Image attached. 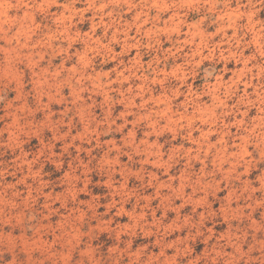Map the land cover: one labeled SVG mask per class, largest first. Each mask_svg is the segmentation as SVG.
Wrapping results in <instances>:
<instances>
[{"label": "clouds", "instance_id": "clouds-1", "mask_svg": "<svg viewBox=\"0 0 264 264\" xmlns=\"http://www.w3.org/2000/svg\"><path fill=\"white\" fill-rule=\"evenodd\" d=\"M0 264H264V0H0Z\"/></svg>", "mask_w": 264, "mask_h": 264}]
</instances>
